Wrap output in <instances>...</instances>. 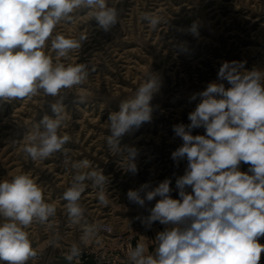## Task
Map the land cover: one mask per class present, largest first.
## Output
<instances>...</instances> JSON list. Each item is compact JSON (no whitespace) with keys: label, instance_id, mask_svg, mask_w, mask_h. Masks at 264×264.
Returning a JSON list of instances; mask_svg holds the SVG:
<instances>
[{"label":"clouds","instance_id":"clouds-1","mask_svg":"<svg viewBox=\"0 0 264 264\" xmlns=\"http://www.w3.org/2000/svg\"><path fill=\"white\" fill-rule=\"evenodd\" d=\"M108 0H0V103L32 99L38 94L55 98L51 103L55 118L45 114L23 138L21 151L32 162H43L59 154L62 164L74 170L70 186L61 196L70 225L80 226V243L72 242L63 253L68 264L82 255L98 236V226L88 224L86 209L80 203L91 182L98 202L105 207L109 178L102 168L93 167L88 159L74 160L72 149L65 147L71 136L61 129L68 119L63 103L67 90L83 86L95 66L88 63H65L70 53L81 49L88 34L78 38L57 31L63 23H75L80 10H87L98 28L108 32L119 20V10ZM141 19L152 29L162 22L156 13L143 12ZM186 32L198 38L199 25L193 22ZM55 32V35L53 33ZM50 41V48H48ZM186 42L176 47L186 51ZM48 48V51H46ZM55 53V61L49 53ZM246 61H221L217 79L194 93L201 98L188 114L190 123L173 125L174 136L183 143L171 152L178 167L186 160L184 174L175 178L178 199L171 195L172 179L156 186L150 182L127 192L130 203L145 207L157 197L149 215L136 219L147 229L154 222L165 226L155 237L154 254L145 243L128 252L130 264H259L264 244V69L247 70ZM227 82L230 87H225ZM162 87L161 78L147 73L134 96L120 102L119 110L110 112L109 150L123 156L126 172L136 175L139 149L122 144V139L153 119L151 101ZM84 103L85 98L77 100ZM203 128V135L193 130ZM18 143L16 141L13 142ZM241 163L249 165L241 171ZM38 177L21 172L11 179L0 180V261L28 264L38 259L30 229L33 225L53 228L57 213L55 203L45 199L46 187ZM190 189L191 191H188ZM62 237L54 231L48 243L60 247Z\"/></svg>","mask_w":264,"mask_h":264},{"label":"rangeland","instance_id":"rangeland-1","mask_svg":"<svg viewBox=\"0 0 264 264\" xmlns=\"http://www.w3.org/2000/svg\"><path fill=\"white\" fill-rule=\"evenodd\" d=\"M108 2L113 4L115 0ZM116 7L120 22L108 32L98 28L87 10L74 14L75 23L62 22L57 28L74 38L81 32L88 34L81 49L71 52L70 60L61 58L62 62L88 63L90 68H97L90 72L83 86L67 90L63 103L68 119L61 131L67 132L71 140L65 147L72 149L70 155L74 160L86 158L93 167L102 168L110 181L107 207L98 202L97 190L86 181L89 187L80 203L86 209V222L96 224L99 231L96 239L86 246L80 245L82 255L73 264H130L128 252L140 242L147 245L146 254H154L155 237L165 226L154 222L147 229L136 218L149 215L147 209L154 207L159 197L146 201L142 208L128 201L127 192L146 182L156 186L171 178V195L178 199L175 178L184 174L187 161H181L177 167L171 159V152L183 143L174 136L173 125L190 123L188 114L201 101L200 97L190 98L217 79L221 61H246L247 70L264 69V0H120ZM143 12L160 15L161 24L152 29L141 19ZM194 21L199 25L198 38L178 31L187 29ZM180 42H186V51L176 47ZM49 54L55 61V53ZM149 72L162 80L159 93L151 101L153 119L121 141L139 149V171L132 175L125 171V158L111 152L106 144L110 134L107 122L110 112L118 111L121 101L134 96ZM224 83L226 88L230 87ZM80 96L85 98L84 103L77 101ZM54 102L55 98L41 93L30 100L0 103V180L30 172L39 178L38 183L45 185L46 201L57 207L56 216L50 218L54 221L52 229L45 225H33L30 229L38 259L28 264H68L63 253L72 242L79 244L82 235L80 226L69 224L66 202L61 200L74 170L62 164L59 154L43 162H32L21 151L25 134L45 114L55 118L50 106ZM204 132L200 128L192 134ZM248 167L241 163L240 170L247 171ZM54 231L62 237L60 247L48 243ZM259 243L264 244V237L259 238ZM259 264H264V252Z\"/></svg>","mask_w":264,"mask_h":264}]
</instances>
